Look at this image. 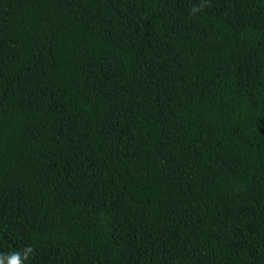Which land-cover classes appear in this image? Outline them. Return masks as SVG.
<instances>
[{
	"label": "trees",
	"instance_id": "obj_1",
	"mask_svg": "<svg viewBox=\"0 0 264 264\" xmlns=\"http://www.w3.org/2000/svg\"><path fill=\"white\" fill-rule=\"evenodd\" d=\"M202 3L0 0L3 264H264V0Z\"/></svg>",
	"mask_w": 264,
	"mask_h": 264
},
{
	"label": "clouds",
	"instance_id": "obj_2",
	"mask_svg": "<svg viewBox=\"0 0 264 264\" xmlns=\"http://www.w3.org/2000/svg\"><path fill=\"white\" fill-rule=\"evenodd\" d=\"M207 6V0H203V3L198 7H193L192 14H195L197 11H201L204 7ZM31 249H27L24 255V259H27V253L30 252ZM0 264H3V261L0 260ZM8 264H22V260L19 253H12L8 256Z\"/></svg>",
	"mask_w": 264,
	"mask_h": 264
}]
</instances>
